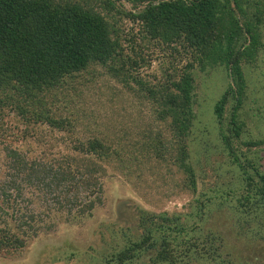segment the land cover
I'll return each instance as SVG.
<instances>
[{
	"label": "trees",
	"instance_id": "1",
	"mask_svg": "<svg viewBox=\"0 0 264 264\" xmlns=\"http://www.w3.org/2000/svg\"><path fill=\"white\" fill-rule=\"evenodd\" d=\"M124 3L131 11L124 10ZM117 15L134 26L128 33L113 21ZM263 51L264 0H0V124L11 119L14 141L26 139L3 145L0 135V254L25 252L43 233L38 226L42 216L66 215L78 223L89 218L101 203V180L105 167H115L114 159L126 168L127 161L138 165L153 157L160 162L173 154L185 187L195 192V172L186 159L194 137L196 72L224 73L226 88L213 106L216 135L239 170L233 200L246 223L255 220V213L264 211V167L256 159L242 163L228 135L240 139L238 113L248 97L244 70L258 64ZM157 59L166 65L163 75L144 78L140 70ZM94 67L149 103L169 136L144 135L147 139L140 142L95 135L71 136L70 142L53 138L75 124L51 114L46 98ZM229 101L233 111L225 128ZM34 126L47 130L55 142L40 154L27 142L36 133L30 130ZM20 127L24 132L18 135ZM247 145L259 147L264 140ZM26 195L29 206L24 207L18 200ZM211 199L195 200V215L202 217ZM117 211L125 224L123 241L117 247L116 236L111 240L108 263L212 264L223 259L216 238L208 234L200 241L195 235L200 225H184L180 215L138 211L125 201ZM257 222L264 229V218ZM109 232L102 233L104 242L110 241Z\"/></svg>",
	"mask_w": 264,
	"mask_h": 264
},
{
	"label": "rangeland",
	"instance_id": "2",
	"mask_svg": "<svg viewBox=\"0 0 264 264\" xmlns=\"http://www.w3.org/2000/svg\"><path fill=\"white\" fill-rule=\"evenodd\" d=\"M123 8L126 12L131 11L130 4L124 3ZM123 8L120 10L123 11ZM113 21H118V25L127 33L134 27L120 15L113 17ZM260 58L253 68L244 70L248 97L238 113L243 126L240 139L233 138L230 133L228 136L242 163L248 158L256 159L264 167V145H247L248 142L264 140V51ZM161 64L160 60H154L151 66L141 69L140 73L144 78H159L166 66ZM90 71V74L82 73L73 79L66 89H58L54 98H46L51 114L66 117L75 124L72 131L55 134L53 138L63 136L69 141L71 136L85 139L95 135L106 139L119 138L124 142L137 139L140 142L147 139L144 135L161 132L169 136L166 123L154 118L149 103L128 93L100 67L91 68ZM223 77L224 73L210 71L197 75L196 72L194 137L189 141V156L186 159L195 172V192L185 187L182 172L172 164L173 154H167V159L160 162L147 157L146 162L139 166L127 161L126 168L114 159L115 167H105L106 173L101 180V203L89 218L78 223L74 220L69 222L66 215H50L46 219L42 216L41 221L38 219V226L43 233H39L29 243L25 252L0 254V264H112L108 263L109 254L112 253L111 240L116 236L113 246L121 245L123 241L120 229L125 224L118 220L120 215L117 211L122 201L130 203L138 211L180 215L184 225L190 227L199 224L200 230L195 235L200 241L210 234L216 238L218 249L221 248L223 259L219 262L216 258L211 261L212 264H264V229L257 222L264 218V211L255 213L257 217L251 219L249 224L246 223L249 220L240 215L241 211L233 200L235 194L231 192L238 187L239 170L231 161L223 141L216 135L213 106L226 88ZM232 111L233 101H229L224 110L225 128ZM14 125L8 118L0 124V135H4L1 137L3 145L26 143L24 138L14 141L11 135ZM5 128L9 129V133ZM19 129L22 130L16 131L18 135L24 132L23 128ZM30 130L36 133L34 138L28 137L27 142L35 145L33 147L38 154L43 153L45 148L49 149V144L54 145L47 130L35 126ZM127 149L129 154L133 152L131 147ZM123 157L127 160L125 155ZM207 197L212 199L207 202L204 214L202 217L195 215L198 210L195 200L199 202ZM23 199L18 202H24V207L29 206L28 196ZM244 222L247 224L245 228ZM105 231H110V241L104 242V237H101ZM202 246V251L208 250V243ZM198 264L203 263L200 261Z\"/></svg>",
	"mask_w": 264,
	"mask_h": 264
}]
</instances>
